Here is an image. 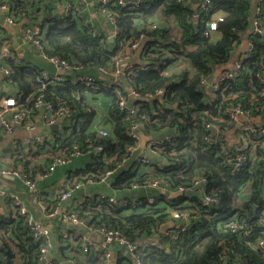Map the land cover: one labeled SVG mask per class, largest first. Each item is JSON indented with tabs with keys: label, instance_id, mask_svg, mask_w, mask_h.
Listing matches in <instances>:
<instances>
[{
	"label": "trees",
	"instance_id": "trees-1",
	"mask_svg": "<svg viewBox=\"0 0 264 264\" xmlns=\"http://www.w3.org/2000/svg\"><path fill=\"white\" fill-rule=\"evenodd\" d=\"M43 2L0 0V7H9L16 24L27 18L28 22L22 24L25 29L37 23L42 27L40 44H30L41 56H59L78 67L62 76L59 83L43 86L38 80L43 70L38 66L25 63L16 53L14 58H0V66L10 69L6 78L14 88L11 96L18 100L17 112L33 117L39 99L52 103L54 109L64 106L71 111L63 129L51 138L35 144L19 142L9 149V166L22 168L36 183L34 192L21 180L28 194L35 195L38 209L40 203L51 208L59 202L60 176L67 182H86L116 168L110 177L111 194L84 195L76 202L69 199L68 207L88 224L118 229L131 241L159 238L161 246L145 249L142 264H224V261L264 264L261 244L264 240V135L256 128L247 134L255 140L254 154L236 167L233 162L237 151L224 135L212 142L209 128L212 125L222 131L234 128L226 114L231 104H240L251 116L264 115V0L253 17L262 32L260 35L250 32L252 52L241 58L242 67L237 76L224 80L211 98L203 81L212 80L215 69L231 60L237 45L249 33L252 0H214L206 10L199 5L195 7L194 0H140L133 7L110 4L113 25L119 29L113 41L107 34L83 25L81 11L75 5L64 16H51L40 23ZM218 11L224 15L215 20L214 14ZM212 22L217 24L215 30L211 29ZM172 23L179 26L177 35L166 26ZM214 31L220 33L218 40L212 39ZM12 41L7 26H1L0 54L6 44L14 51ZM137 41L143 45L139 56L147 69L141 70L135 65L132 72L116 81L103 79L99 74L115 79L116 59L135 52L131 47ZM178 61H187V64L170 73L168 67ZM91 67L94 72H85ZM101 68L110 74H104ZM83 74H90L97 83H108V86L91 88L73 81ZM131 89L138 93L137 98H131ZM158 89L164 90L162 96L156 95ZM120 94L127 97L124 109L120 107ZM100 97L107 99L103 101L107 109V127L103 129L95 121L97 106L103 104L98 101ZM135 123L155 139L170 136V142L156 153L164 156L169 164L151 158L144 163L140 160L142 155L130 168L124 166L123 161L139 143L129 135V127ZM90 147L93 150L88 152ZM97 147L102 149L96 151ZM77 149L92 161L75 168L69 164L58 166L47 177L39 178L49 171L48 166L55 158ZM199 177L206 180L198 188L217 203L198 197H168L151 185L157 180L170 191H177L181 186L193 187ZM138 187L144 190L140 197L133 199L127 195ZM114 191L120 193L115 197L118 202L110 201ZM245 192L248 198L242 199ZM149 195L154 197V202L148 201ZM17 196L37 213L20 194ZM8 199L13 206V196ZM124 200L128 203L122 204ZM13 209L12 216L0 218V264H41V240L35 239L26 218L16 207ZM173 212L181 217L175 219ZM58 219L59 216L45 219L53 231V243L58 242L55 262L60 263L63 258L71 260L69 264H104L102 250L94 247L84 253L81 238L72 240V232L62 231L64 223ZM168 221L175 222L173 230H179L177 225L185 223L187 229L178 234L173 230L161 231V226ZM119 251L115 264H136L124 248Z\"/></svg>",
	"mask_w": 264,
	"mask_h": 264
},
{
	"label": "built area",
	"instance_id": "built-area-1",
	"mask_svg": "<svg viewBox=\"0 0 264 264\" xmlns=\"http://www.w3.org/2000/svg\"><path fill=\"white\" fill-rule=\"evenodd\" d=\"M214 0H199L198 5L200 6L201 9L206 10ZM110 4H119L121 6H127V7H133V6H138L140 4V0H98V10L101 14H104L109 18V20L114 24V18L111 15L109 11ZM3 8L7 9L10 11L9 7L6 5L3 6ZM78 12L81 11V9H77ZM258 11V10H257ZM81 13V12H80ZM7 22L9 24H16L13 16L11 14L7 15ZM254 24H255V31L256 32H262V29L258 26V21L254 19ZM217 28L216 22L211 23V29L215 30ZM114 32L113 36H116L119 33V29L117 27H114ZM42 29L40 27H35L34 29L32 28H26L23 31V36L25 41L30 45H39L40 44V36H41V31ZM142 38V36H141ZM143 45L140 43V41H137L133 44L131 48L135 49L140 53ZM253 49V44L249 43V46L245 49L244 54L236 61L234 64L233 68L230 70L224 71L216 80V82H213L214 84V91L218 90L223 83L224 80L226 79H234L237 74L239 73L242 63H241V58L245 55H250ZM47 60L50 62L54 63L55 66L59 71L62 72H68L69 74L72 73V71L78 67H75L71 63H69L66 59L60 58L59 56H48V55H43ZM16 57L15 51L12 50L10 45L6 44L1 50L0 58H14ZM123 63V58L119 57L116 59V70H114V77H122L123 75H127L129 72H132L134 69V66L131 65H126L125 67L122 66ZM141 70H146L147 67L146 65L140 63L138 64ZM0 70L3 71L6 75L9 74L10 69L7 68L6 66H0ZM104 74H110L109 70L106 68H101ZM63 78L59 75H53L49 73L48 71L43 70L41 74L38 75V80L40 83H42L43 86H46L47 84L50 83H59ZM75 83L87 86V87H97V86H108V83L101 84L97 83L96 79L90 75V74H83L78 77H76L73 80ZM113 81H116L115 79ZM264 82V80H263ZM209 83L210 81H203V84L209 88ZM211 84V85H212ZM210 85V86H211ZM104 86V87H105ZM209 90V89H208ZM213 91V92H214ZM130 96H135L137 98L138 93L135 90H130L129 92ZM164 94L163 89H158L156 95L157 96H162ZM37 108L43 110V115L46 118V120L49 121V123L53 124L56 120H58L61 116L62 117H70L71 116V111L67 107H59L57 109H54L53 104L50 102H43L41 99H39L37 103ZM127 106V97L124 96L123 94H120V107L124 109ZM18 107V100L13 97L9 96L4 98L3 100H0V128L4 129L5 132L8 135H11L14 133L15 130V124L18 122H27L26 128L30 131H33L35 129V125L31 122H28V119L30 115L26 112L21 113V112H16ZM13 115L11 116L10 114ZM226 114L228 118L230 119V122L237 126L242 120L245 118H251L250 122H244L240 128L237 127V134H238V139L239 142L237 144L231 145L234 147V150L237 151V155L234 158L235 166L238 167L242 165L244 162L247 161L248 157L254 154V144L255 140L252 139L251 136H248L247 134L249 132H252L256 129L258 130V133L260 135H264V123L261 125L259 124H253V117L251 116L249 111L245 110L242 108L240 104H231L227 109H226ZM139 124L135 123L132 124L129 127V135H131L133 138L138 139V142L140 140V134L138 132ZM210 128V127H209ZM217 134L216 136L210 137V140L212 142H215L219 136H223L225 133L224 129L223 131L217 127ZM103 134H106V132L103 130ZM225 139V137H224ZM45 140V138L37 133L35 134H30L25 138V143L27 144H35L36 142ZM226 140V139H225ZM13 144H18L20 141L17 138L13 139ZM170 142V136H167L164 139L158 140V139H152L149 143V148L151 151H157L158 148H161L164 146V144H167ZM262 147H264V142L262 143ZM137 148V147H136ZM136 148L132 149L135 150ZM96 151H100L102 147H97ZM93 148L90 147L89 151H92ZM131 152V153H132ZM86 154L81 152L80 150H75L71 153H68L65 156H60L55 158L53 163H51L48 166L49 171L44 174H40L39 178L43 179L48 176L51 172L55 171L58 166L70 164L75 157ZM126 158L123 163L127 160ZM144 163L149 162V158L143 157L140 159ZM121 166V164L118 165V167ZM116 171L115 169L108 170L105 174L101 175L98 179H93L89 178L86 182L83 181H75V182H67L65 178H62L59 180L57 183V192L59 193V202L51 207L48 208L46 205L40 203L39 205L40 212L42 213L41 215L38 216L37 213L31 211L28 206L24 203V201L17 196V194H12L14 201H13V206L16 207L17 211L23 215L26 218V222L32 231L35 239L41 240L42 245L40 247V261L41 264H61L57 263L53 260V257H51L49 254L52 252L53 248V231L46 223V220H50L52 218H55L57 216H61L62 220L66 223H70L73 226H76L82 230L80 232H77V230L71 229L70 231L72 232V240H75L77 238H81L82 240V246H83V251L84 253H87L90 251L91 248H99L104 252V264H114L112 261L113 257V248L115 247H121L124 248L125 254L133 260L136 264H142V254L144 253L145 249L151 247V246H161V240L159 238H149L143 241H131L125 236H123L122 232L118 229H114L111 227H108L105 224H102L101 226H97L95 224H88L85 220L80 218L79 215L76 213H73L72 211L69 210L68 207V200L71 199L74 195V193L81 189L83 186L86 185H93V184H101L105 185L106 187L111 186V181L110 177L114 174ZM0 176H15L22 180L27 186H29L30 189H32L34 192L37 191L36 188V183L34 180H32L28 174L23 171L22 168H14L12 166H0ZM206 178H197L194 181V185L191 188H184L183 186L179 187V190L177 191H187V190H197L199 189L198 187L205 182ZM151 185L155 188H167V185L160 183L159 181H153ZM204 192V191H203ZM103 197L106 196V194H101ZM88 197H91L92 195H86ZM205 197V194H204ZM205 200L211 201L213 203H217V200H213L210 197H205ZM111 202H118V200L115 197L110 198ZM149 202H154V197H149L148 198ZM127 201H122V204H127ZM135 205V203H133ZM172 216L175 219L180 218V214L178 212H173ZM46 219V220H45ZM184 221L187 223L189 222L187 217L183 218ZM235 227L238 225L235 224ZM179 230H173L174 234H178L179 231H184L187 229V225L182 224L179 225L177 228ZM167 230V231H170ZM163 231V230H161ZM163 231V232H167ZM67 233V232H65ZM100 236L102 239L101 241L99 240L98 242L95 240V236ZM261 244L263 245V252H264V240L261 241ZM73 264H76V262H73Z\"/></svg>",
	"mask_w": 264,
	"mask_h": 264
},
{
	"label": "crops",
	"instance_id": "crops-1",
	"mask_svg": "<svg viewBox=\"0 0 264 264\" xmlns=\"http://www.w3.org/2000/svg\"><path fill=\"white\" fill-rule=\"evenodd\" d=\"M34 1L35 0H31V2H34ZM260 1L261 0H252V6H253L252 7V10H253L252 18L255 17L257 14L258 5H259ZM73 5L81 8L80 21L83 25L91 27L95 32L105 33L109 36V38L112 36V34L114 32V25L109 20V18L107 16H105L104 14H101L99 12L98 0H44V2L42 4L43 16L38 21L40 23H43L45 21H48L51 16L62 17L65 14H67V12H69V10L71 9V7ZM194 6L195 7L198 6V3L195 0H194ZM8 14H9V11L7 9L0 7V27L3 25L7 26L8 30L12 34L13 49L19 57L23 58L25 63H31L33 65L38 66L42 70L48 71L49 73H51L53 75H59L61 77L69 74L68 72L63 73L62 71H59L54 63L50 62L45 57L41 56L40 53L37 52V50L32 48L25 41L24 36H23V31L25 29L24 28L25 26L22 24H26L28 22L27 18H24L22 20V23L19 25L18 24H9L7 22V15ZM223 15H224L223 11H218L214 14V18H215V20H218V19L222 18ZM253 23H254V18L252 19L251 24H253ZM20 26H23V27H20ZM166 26L175 35L178 34L179 26L177 25V23H172L170 25L166 24ZM35 27H40L42 29V27L40 25H38V23L34 24L33 26H31L29 28L34 29ZM250 32H253V31L251 29H249V33H247L243 36L242 41L237 45V48L235 49L231 60L215 69L213 78L208 85L209 87L213 82H216L218 77L224 71L232 69L234 64L236 63V61L244 54L245 49L249 46V43H250L249 42ZM211 36H212L213 40H218L220 37V33L218 31H214V32H212ZM14 37L16 38V40L18 42V48L14 46ZM131 50H135V49L131 48ZM140 63H141V60H140L139 53L137 50H135V52H133V53L128 52L126 54V56L123 58L122 66H124V67L126 65L133 66V65H138ZM185 64H187V61L175 62L168 67V71L170 73L176 72L179 69H181L183 66H185ZM88 69H90V70H85V72L92 73L95 71L94 67H91ZM99 75L105 80L111 79L110 80L111 82L114 79L108 75H104V76L102 74H99ZM116 78H115V80H116ZM209 93L211 94L209 96L211 98V96L213 95V91H211L209 89ZM11 95H14V88L7 81L6 74L0 70V100H3L4 98L9 97ZM98 101L101 103L103 101H107V99L106 98L104 99V97H100V99ZM97 110L98 111H97V114L95 116L96 125L100 129L106 128L107 127L106 104L104 102L102 105L99 104L97 106ZM16 112H17V110H16ZM21 113H24V112H21ZM43 114H44L43 110L38 109L35 112V115L33 117H31V116L29 117L28 122H31L35 125V129L33 131H30L26 128L27 122H18L17 124H15V130H14V133L12 134V136L8 135L4 129L0 128V166H7L10 164V162H9L10 161L9 160V154H10L9 149H10L11 145L13 144L12 141L14 138H17L20 142H24L25 138L27 136H29L30 134H35V133L43 136L44 138H51L53 136V134H55L56 132L61 131L63 129L64 122L66 120L65 117L61 116L58 120H56L53 124H58V128L52 129L51 125H53V124L52 123L50 124L49 121L46 120V118L44 117ZM10 115L12 116L13 113ZM253 118H254L253 119L254 125L255 124L261 125L264 122V115L255 116ZM140 127L138 128V132L140 134V140H139V143L137 146V148H142V154L140 156L144 155V157L156 159L158 162L165 164V161L167 159L164 158V156H161V157L157 156L156 155L157 151L156 152L151 151L149 146H148L150 141L152 139H155L154 136L147 134ZM145 136H147L149 139L147 141V145L142 146L141 145L142 139ZM158 136H161V134H158ZM224 137L230 145L237 144L239 142V139H238L239 136L237 134V126H235V128H232V129H226L225 133H224ZM91 161H92V159L89 155L82 154V155L75 157L74 160L68 166H70L72 168H75L77 166H85L88 163H90ZM59 171H61V173H63L64 169H59ZM63 177L64 176H60L59 180H61ZM25 186L26 185L19 178L15 177V176H0V218H3V217L7 218L9 216H12L15 213L11 201L8 199V197H10V195H12V194H20L29 206H33L35 211L38 210L37 213H40V210L37 207V200H36L35 195L34 194L33 195L28 194ZM139 189H141V188L138 187L135 190H139ZM157 189L159 190V188H157ZM77 192H75L73 197L71 198L75 202L82 200L84 198V195H88V194L93 195L94 193H100V194L109 195V193L110 194L112 193L110 187L108 188L105 185H101V184L86 185V186H83ZM117 195H120V193L114 191V197L117 198ZM127 195H126V197H127ZM140 196L141 195H133L131 197L133 199L134 198L136 199L137 197H140ZM149 197H152V195H149ZM241 198L247 199L248 193L247 192L242 193ZM59 219L61 221H63L61 216H59ZM173 221H174V219H173ZM169 222H172V221H168L167 223H169ZM63 223L64 224L62 225L63 226L62 231H64V232H67V231L71 232L70 231L71 229H73L75 231L77 230V232H80V230H82L76 226H73L70 223H66L64 221H63ZM173 223L175 224V222H173ZM52 225H53V227L55 226L54 223ZM178 226L179 225H177V227ZM95 240L98 242L99 240L101 241L102 239L100 238L99 235L98 236L96 235ZM54 245L53 246L55 248V251L51 252V254H52L51 257H54L55 256L54 252L58 251L56 249L58 242L55 243ZM120 249H122V248H119V247L113 248L112 261L114 264L116 263V261L118 259V254L121 252V251H119ZM60 256H62V255H60ZM61 260H62L60 262L61 264H69L70 262H72L69 259L65 260V259L61 258Z\"/></svg>",
	"mask_w": 264,
	"mask_h": 264
},
{
	"label": "water",
	"instance_id": "water-1",
	"mask_svg": "<svg viewBox=\"0 0 264 264\" xmlns=\"http://www.w3.org/2000/svg\"><path fill=\"white\" fill-rule=\"evenodd\" d=\"M197 3L199 2V0H195ZM250 29L252 31H255V24H251L250 26ZM257 34H261L259 32H256ZM110 40L113 41L114 40V36L112 35L110 37ZM14 46L18 48V42L16 40V38L14 37ZM64 73V72H63ZM209 89L211 91H214V84H212ZM131 98H136L135 96H131ZM172 107V106H170ZM251 121V118H245L244 120H242L238 125L237 127L240 128L242 126V124L244 122H250ZM51 128L52 129H57L58 128V124H53L51 125ZM210 130L212 132V136H216L217 134V128L216 126L212 125L210 126ZM148 137L145 136L143 139H142V143L141 145L142 146H146L147 145V141H148ZM142 154V148H136L135 150H133V152L131 153V156L124 162V166L126 168H130L134 162L136 161V159ZM170 162L168 160L165 161V164H169ZM164 195L168 196V197H181V196H184V197H198L200 198L201 200H205V197H204V192L202 189H197V190H187V191H170L169 189H166V188H160L159 189ZM254 207H257L255 204H252ZM172 227H175V224L172 222H169V223H164L162 226H161V229L163 231H167V230H170L172 229ZM50 256H52V254L50 253L49 254ZM224 264H227V261H224Z\"/></svg>",
	"mask_w": 264,
	"mask_h": 264
},
{
	"label": "rangeland",
	"instance_id": "rangeland-1",
	"mask_svg": "<svg viewBox=\"0 0 264 264\" xmlns=\"http://www.w3.org/2000/svg\"><path fill=\"white\" fill-rule=\"evenodd\" d=\"M144 193L143 189H139V190H132L130 191V193L128 194L129 196H133V195H141Z\"/></svg>",
	"mask_w": 264,
	"mask_h": 264
}]
</instances>
